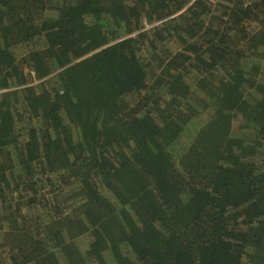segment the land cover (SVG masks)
Listing matches in <instances>:
<instances>
[{"label": "trees", "instance_id": "1", "mask_svg": "<svg viewBox=\"0 0 264 264\" xmlns=\"http://www.w3.org/2000/svg\"><path fill=\"white\" fill-rule=\"evenodd\" d=\"M0 248L264 264V0H0Z\"/></svg>", "mask_w": 264, "mask_h": 264}, {"label": "rangeland", "instance_id": "2", "mask_svg": "<svg viewBox=\"0 0 264 264\" xmlns=\"http://www.w3.org/2000/svg\"><path fill=\"white\" fill-rule=\"evenodd\" d=\"M210 1H212L213 3H215V2L220 1V0H210ZM0 258H1V260H0V264H2V258H3V260H4V258H5V259L7 258V253L4 251L3 248H0ZM5 264H6V263H5ZM7 264H8V263H7Z\"/></svg>", "mask_w": 264, "mask_h": 264}]
</instances>
